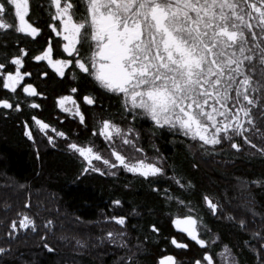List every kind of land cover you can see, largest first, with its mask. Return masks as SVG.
I'll return each instance as SVG.
<instances>
[{"label":"snow or ice","instance_id":"1","mask_svg":"<svg viewBox=\"0 0 264 264\" xmlns=\"http://www.w3.org/2000/svg\"><path fill=\"white\" fill-rule=\"evenodd\" d=\"M46 2L49 32L42 37L44 46L33 53L27 44L39 43L36 38L45 31L32 20L35 0H0V35L23 34L15 41V52L0 60V116L21 114L25 107H43L36 101L47 99V94L38 88L36 80L46 82L50 71L34 72L26 67L35 61L43 62L52 76L65 78L67 73L71 81H77L79 73L93 81L96 91L102 90L103 95L119 101V119L109 114L110 109L99 97L71 86L69 95L58 94L56 106L77 118L92 137L102 136L107 143L98 148L92 140L78 142L32 115L21 124L24 135L36 146L37 156L41 140L59 148L58 138H64V149L81 162L77 179L91 173L118 177L123 171L139 176L150 187L167 176L165 158L155 143V138L164 132L186 138L187 147L193 153L200 152L202 159L222 153L225 145L237 155L248 145L264 156V143L254 142L250 135L256 133L264 138V0H83V10L81 0ZM77 94L86 105L105 113L98 118L97 126L90 127L91 117L81 110ZM68 101L74 109L66 106ZM139 120L151 122L148 132L156 155L150 156L141 143L142 134L136 126ZM193 166L200 165L194 160ZM171 179L181 189L195 188L190 179L183 183L186 178L175 170ZM251 183L261 186L264 179ZM153 191L160 193L162 189L154 187ZM164 198L176 202L178 212L171 222L186 234L179 239L177 235L169 237L170 243L185 251L192 248V242L200 248V255L193 257L190 264H239L234 253L225 260L227 244L222 245L224 252L213 250L219 237L211 239L202 234L198 216L191 214L196 211L194 206L167 191ZM203 199L215 215L220 206L208 196ZM112 204L123 208L124 201L115 199ZM181 206L186 213H180ZM30 207L25 204V208ZM18 216L9 223L6 236L10 240L38 231L33 216L23 212ZM105 221L114 226L106 229L99 241L123 252L118 264H139L144 242L161 232L152 223L151 235L133 237L130 218L122 212L106 216ZM239 225L246 228L243 219ZM42 227L55 229L52 220L43 222ZM255 236L264 246V236L259 232ZM47 237V231L40 236L43 247L55 253L57 249ZM75 243L80 248L87 247L82 240ZM262 251L264 247L257 255ZM7 254L10 248L0 246V256ZM159 264L185 262L167 254Z\"/></svg>","mask_w":264,"mask_h":264},{"label":"trees","instance_id":"2","mask_svg":"<svg viewBox=\"0 0 264 264\" xmlns=\"http://www.w3.org/2000/svg\"><path fill=\"white\" fill-rule=\"evenodd\" d=\"M34 8L32 20L45 31L36 38L39 43H28L27 46L33 53H38L45 44L42 37L49 32L46 26L49 13L46 0H35ZM22 36L11 32L0 35V60L15 52V41ZM5 44L6 47L3 46ZM26 67L34 72L48 70L50 78L46 82L36 80L38 88L47 94V99L37 98L36 102L43 105L41 109L25 107L21 114L8 118L0 116V246L10 248V254L0 256V264H118L123 252L99 241L104 231L114 226L106 223L105 217L115 212L129 216V231L133 237L143 239L145 233L151 235L152 223L161 229L157 237L144 242L139 264H159L160 258L167 254L176 255L185 264H190L193 257L200 255V248L192 242V248L185 251L170 243L169 237L177 235L179 239L186 234H181L171 222L178 208L175 201L165 200V191L180 196L188 206L195 207L196 211L191 214L198 216L202 234L211 239L219 237L213 247L215 252H224L223 244L229 246V252L224 253L225 260L232 258L230 253H234L239 264H262L264 251L260 255L257 252L264 246L255 233L264 236V185L251 183L264 179V156L257 149L245 145L237 155L234 149L225 145L222 153L202 159L200 152L193 153L187 147L184 143L186 138L164 132L155 138V143L159 146V154L165 158L167 176L160 179L157 185L150 187L139 176L123 171L118 177L91 173L77 179L81 162L76 155L64 149V138H58L59 148L46 145L41 140L37 156L36 146L24 135L21 120H30L32 115H37L58 130L67 132L72 139L81 143L92 140L98 148H103L107 142L102 136L92 137L77 118L56 106V98L58 94L69 95L68 89L78 86L83 93L99 97L104 107L110 109L109 114L117 119L119 101L103 95L102 90L96 91L93 81L81 77L79 73L77 81H71L67 73L65 78L52 76L51 70L43 67V62L31 61ZM77 100L81 110L91 117L90 127L97 126L98 118L105 113L96 106L86 105L78 94ZM136 126L141 131V143L145 150L150 156L156 155L148 132L151 122L139 120ZM32 127L35 128V125L32 124ZM77 132L78 137L75 135ZM35 134L39 136V133ZM250 135L254 142L264 143L259 134ZM103 154L107 155L106 152ZM194 160L199 163V168L193 166ZM174 170L186 178L183 183L190 179L195 188L181 189L176 185L171 179ZM154 187H160L162 191L157 193L153 191ZM204 196L220 206L215 215L209 211ZM115 199L124 201L123 208L112 204ZM25 204H31V207L25 208ZM179 211L186 213L183 206ZM21 212L36 219L38 231L35 234L29 231L26 237L21 234L19 239L10 240L6 236L9 223L12 219H19ZM61 218L70 219L73 224L63 223ZM240 219L245 221L246 228L239 225ZM47 220L54 222V231L42 227ZM60 222L63 228L59 227ZM85 224L90 227H83ZM45 231L48 232V242L57 249L55 253L43 247L40 236ZM76 240L84 241L87 247H78Z\"/></svg>","mask_w":264,"mask_h":264},{"label":"rangeland","instance_id":"3","mask_svg":"<svg viewBox=\"0 0 264 264\" xmlns=\"http://www.w3.org/2000/svg\"><path fill=\"white\" fill-rule=\"evenodd\" d=\"M66 106H68V107H70V108H73L74 109V106L72 105V102L71 101H68V102H66ZM62 110V109H61ZM63 111V110H62ZM70 114V113H69ZM71 115V114H70ZM103 138V137H102ZM95 163V162H94ZM61 219H64V218H61ZM64 222H66L67 224H70V223H72L73 224V222H70V219H64L63 220V223ZM72 224H70V225H72ZM85 226H87V227H90L89 226V224H85L83 227H85ZM59 227L60 228H63L64 227V225H61V222L59 223ZM179 230V229H178Z\"/></svg>","mask_w":264,"mask_h":264},{"label":"flooded vegetation","instance_id":"4","mask_svg":"<svg viewBox=\"0 0 264 264\" xmlns=\"http://www.w3.org/2000/svg\"><path fill=\"white\" fill-rule=\"evenodd\" d=\"M81 1H83V0H81Z\"/></svg>","mask_w":264,"mask_h":264}]
</instances>
